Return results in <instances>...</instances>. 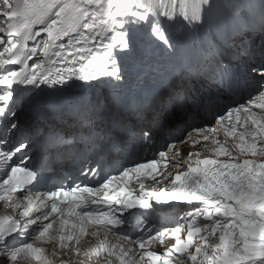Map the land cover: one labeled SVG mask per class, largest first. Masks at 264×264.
Masks as SVG:
<instances>
[{
    "label": "snow or ice",
    "instance_id": "6c2138e0",
    "mask_svg": "<svg viewBox=\"0 0 264 264\" xmlns=\"http://www.w3.org/2000/svg\"><path fill=\"white\" fill-rule=\"evenodd\" d=\"M219 7L0 0V264H264V48L241 41L242 68L218 48L264 31V0ZM74 87L94 90L75 109ZM158 205L182 215L157 227Z\"/></svg>",
    "mask_w": 264,
    "mask_h": 264
},
{
    "label": "rangeland",
    "instance_id": "374dc122",
    "mask_svg": "<svg viewBox=\"0 0 264 264\" xmlns=\"http://www.w3.org/2000/svg\"><path fill=\"white\" fill-rule=\"evenodd\" d=\"M258 29L259 28H256L255 30L245 29V30H242L241 32H239L238 34L234 35L235 39L233 41V51H231V53H230L231 57H235V55L238 54L236 46L240 45L241 41H243L245 44L246 43L245 41L248 40L250 36L256 35L258 33ZM230 55H228V56H230ZM242 56H243L242 54H238L239 58H241ZM221 60H226V58H223V59L221 58Z\"/></svg>",
    "mask_w": 264,
    "mask_h": 264
},
{
    "label": "bare ground",
    "instance_id": "6f19581e",
    "mask_svg": "<svg viewBox=\"0 0 264 264\" xmlns=\"http://www.w3.org/2000/svg\"><path fill=\"white\" fill-rule=\"evenodd\" d=\"M256 39H259V38H256ZM256 49H257V47H256L251 53L255 54ZM109 239H110L113 243H116V239H115L114 237H109ZM46 247H47L48 252L51 253V251H52L51 246H46ZM32 264H36V263H33V262H32Z\"/></svg>",
    "mask_w": 264,
    "mask_h": 264
}]
</instances>
